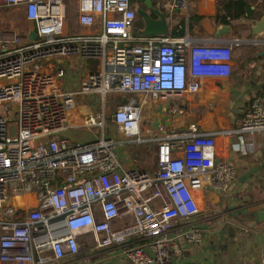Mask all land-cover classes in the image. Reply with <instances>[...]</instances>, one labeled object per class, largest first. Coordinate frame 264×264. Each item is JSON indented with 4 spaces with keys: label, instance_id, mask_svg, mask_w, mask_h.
Returning a JSON list of instances; mask_svg holds the SVG:
<instances>
[{
    "label": "built area",
    "instance_id": "1",
    "mask_svg": "<svg viewBox=\"0 0 264 264\" xmlns=\"http://www.w3.org/2000/svg\"><path fill=\"white\" fill-rule=\"evenodd\" d=\"M138 3L0 0V8L23 9L34 32L30 40L28 32L0 29V264L71 261L85 234L94 236L96 249L117 247L132 264H210L182 260L171 232L177 221L200 214L198 200L208 192L225 191L234 169L216 162L217 132L166 120L157 129L143 128L141 111L167 105L170 96L183 92L197 94L208 79H228L231 47L139 36ZM166 6L186 7L180 1ZM72 9L75 24L88 33L67 31ZM73 57L95 62L97 69L78 89L65 90L62 63ZM110 95L126 99L111 114L115 131L134 145L155 148L152 172L119 162L123 142L105 134ZM93 96L101 97L102 116L89 113L83 126L94 133L86 141L70 139L65 132L75 99ZM234 132L264 133V92L251 100ZM237 147L242 151L244 145ZM179 236L199 245L203 231L190 225Z\"/></svg>",
    "mask_w": 264,
    "mask_h": 264
},
{
    "label": "crops",
    "instance_id": "2",
    "mask_svg": "<svg viewBox=\"0 0 264 264\" xmlns=\"http://www.w3.org/2000/svg\"><path fill=\"white\" fill-rule=\"evenodd\" d=\"M152 1L155 8L159 6L170 15L169 37H187L197 45H228L231 47L232 57L231 74L228 79L225 81L208 79L197 94L183 92L170 96L166 102L167 105L172 106V109H176L175 112L169 111L170 118L165 119L167 123L170 121L173 126L182 128L189 122H194L203 132H217L216 162L226 163L234 169V177L226 190L208 192L205 199H199L200 214L188 222L177 221L171 235L176 238L182 251L181 259L184 261L204 260L210 264H261L264 222L248 228L234 218L220 217V214L225 207L246 209L248 212L264 209V133L248 136L234 132L239 127L251 100L264 92V31L257 36L251 33L255 22L264 17V0H247L252 9L256 10L255 17L249 19L244 16L230 20L227 25L215 20L218 4L224 0ZM173 1L185 3L186 7L171 11L166 3L168 5ZM195 17H199V20H192ZM25 21L29 23L25 33L29 34L33 24L26 19ZM75 26L78 32L90 31L87 28H79L76 24ZM222 27H226L228 32L217 37L216 34ZM180 31H183L182 36H174ZM62 65L67 69V77L62 81L65 90L78 89L82 78L97 69L95 62L84 61L77 57L64 61ZM75 103L72 113L79 112L80 115L91 113L88 109L84 112L82 101L76 99ZM177 110H183V115ZM76 119L77 115L74 116V120ZM69 126L74 129L80 126L79 123L67 125V130H70L68 137L84 141L82 138L85 136L68 129ZM147 127L143 126V128ZM220 131L232 133L219 134ZM69 132L73 133L72 137ZM109 132L113 134L114 139L123 142L118 148L117 156L124 168L133 167L149 172L155 169L156 159L153 163L154 167H150V170L142 165L143 154H136L135 151L136 146L141 145H134L117 133L114 124ZM242 145L244 148L241 151L237 146ZM153 149L155 151V148ZM23 200L28 201V198ZM30 202L35 205L32 198ZM190 225L197 226L203 231L199 245H191L179 236L180 228ZM113 226H119V222H115ZM78 243L80 248L76 257L60 264H132L120 254L117 247L96 249L92 234L80 235Z\"/></svg>",
    "mask_w": 264,
    "mask_h": 264
},
{
    "label": "water",
    "instance_id": "3",
    "mask_svg": "<svg viewBox=\"0 0 264 264\" xmlns=\"http://www.w3.org/2000/svg\"><path fill=\"white\" fill-rule=\"evenodd\" d=\"M152 0H139L135 10L136 17L139 20L138 26L135 28V33L143 37H167L169 36V26L171 24L170 15L161 7H154ZM134 6V7H135ZM254 36L261 35L264 31V17L255 22L251 29ZM226 27L218 30L216 36L227 33ZM34 32L29 33V39H33ZM150 118L148 125L157 129L158 124L164 123V120L170 118L168 105H153L150 110ZM109 120H113L110 116ZM166 124V122H165ZM234 218L238 222L248 228L255 227L257 223L264 222V209L248 212L246 209L229 208L222 209L220 217ZM242 216V218H240ZM246 218L247 220H244Z\"/></svg>",
    "mask_w": 264,
    "mask_h": 264
},
{
    "label": "rangeland",
    "instance_id": "4",
    "mask_svg": "<svg viewBox=\"0 0 264 264\" xmlns=\"http://www.w3.org/2000/svg\"><path fill=\"white\" fill-rule=\"evenodd\" d=\"M134 2H137L139 0H133ZM71 8V7H70ZM72 12L69 13V26L67 28L68 32H76V26H75V14ZM0 24H2L0 26V29L3 30H11V32L14 31V33L16 34H22L24 35L26 30L29 28V23H27L25 21L24 18V13L22 9H18V8H5L2 7L0 8ZM83 98V97H82ZM76 98L77 100L82 101L83 104V110L85 112L86 109H88V112H91L94 114L95 117H97L98 119L102 116V101H101V97L99 96H93V101H90V98ZM75 99V101H76ZM88 100V101H85ZM121 103V99L118 96H114V95H110L105 99V106H104V113L103 115L105 116V134L108 137L109 136V131H110V127L113 125L112 121L109 120L111 114L114 112V110L116 109V106L118 104ZM81 108V107H80ZM77 115V119L74 120V116L76 117ZM89 115V114H88ZM86 115H80L79 112L77 113H69V119L67 122V125L70 124H78L80 126H77L76 128L73 129V127H70L68 129H73L76 132H80L82 133L85 138L84 141H86L89 138L90 134H93L95 131V128H85L83 126V122L85 117L88 116ZM141 117H142V127L143 126H148V122H149V117H150V112L146 109L143 108L141 111ZM68 131H66V135L68 136ZM99 132L101 133V128H99ZM69 135L72 137L73 133L69 132ZM146 147V146H145ZM126 148V147H125ZM124 148V149H125ZM149 150H153V153H151V155L147 158H143V164L144 166H146L147 170H150V167H154L153 163L155 162V151L154 149H149ZM152 152V151H151ZM145 153V152H144ZM143 169V168H142ZM143 171V170H141Z\"/></svg>",
    "mask_w": 264,
    "mask_h": 264
},
{
    "label": "trees",
    "instance_id": "5",
    "mask_svg": "<svg viewBox=\"0 0 264 264\" xmlns=\"http://www.w3.org/2000/svg\"><path fill=\"white\" fill-rule=\"evenodd\" d=\"M256 10L252 9L251 4L247 0H224L218 4V8L215 15V20L221 24H229L230 20L240 19L244 16L252 19L255 17ZM199 20V17L192 18V20ZM183 31H180L174 36H182ZM121 103H125L126 99L120 97ZM136 154H143L144 158H147L153 153L149 148L142 146H136ZM152 151V152H151ZM145 152V153H144Z\"/></svg>",
    "mask_w": 264,
    "mask_h": 264
},
{
    "label": "flooded vegetation",
    "instance_id": "6",
    "mask_svg": "<svg viewBox=\"0 0 264 264\" xmlns=\"http://www.w3.org/2000/svg\"><path fill=\"white\" fill-rule=\"evenodd\" d=\"M137 7H138V6H135L134 9L136 10ZM138 24H139V20H138V18L136 17L135 22H134V26H135V28L138 26Z\"/></svg>",
    "mask_w": 264,
    "mask_h": 264
}]
</instances>
